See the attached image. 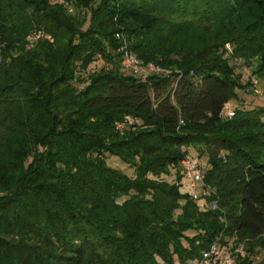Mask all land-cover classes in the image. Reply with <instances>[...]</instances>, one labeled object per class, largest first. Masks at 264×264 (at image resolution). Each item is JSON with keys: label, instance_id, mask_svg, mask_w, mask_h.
I'll return each mask as SVG.
<instances>
[{"label": "trees", "instance_id": "trees-1", "mask_svg": "<svg viewBox=\"0 0 264 264\" xmlns=\"http://www.w3.org/2000/svg\"><path fill=\"white\" fill-rule=\"evenodd\" d=\"M210 1L0 0V264H187L214 243L264 264V107L224 118L247 87L203 34ZM119 33L172 72L124 70ZM189 148L215 209L181 191Z\"/></svg>", "mask_w": 264, "mask_h": 264}, {"label": "rangeland", "instance_id": "rangeland-1", "mask_svg": "<svg viewBox=\"0 0 264 264\" xmlns=\"http://www.w3.org/2000/svg\"><path fill=\"white\" fill-rule=\"evenodd\" d=\"M210 2L212 10L217 14L209 19L207 26L209 32L206 33V29H203V34L212 36L217 34L229 40L224 50L228 52L229 56L235 58L237 73L242 76V82L247 87L244 91H238L239 98L237 100L233 99L226 105L223 113L224 118L229 117L236 108L264 107V67L261 70V75L254 74L262 64L264 65V15L254 6L252 0H214ZM219 6H223L222 8L225 10L218 9ZM203 28L205 27L203 26ZM119 34L130 47L127 37L124 34ZM141 62L144 63L142 60ZM101 66L102 62L97 61L90 67L87 75L99 70ZM171 72V70L162 69L160 74L167 75ZM248 81H251V84H248ZM125 121L128 124L134 122L130 117ZM188 156L197 161L203 169L207 166L208 157L200 155L194 148H189ZM108 164L129 176L134 175L133 169L123 165L117 158H109ZM204 202L208 203V200L205 198ZM225 250L231 251L228 247Z\"/></svg>", "mask_w": 264, "mask_h": 264}, {"label": "built area", "instance_id": "built-area-1", "mask_svg": "<svg viewBox=\"0 0 264 264\" xmlns=\"http://www.w3.org/2000/svg\"><path fill=\"white\" fill-rule=\"evenodd\" d=\"M117 38L121 41L118 52L122 56L121 66L124 70L132 72L134 75L142 78H146L152 74H160L162 69L155 64H144L135 57L127 46L126 40H124L120 34ZM124 126L118 125V129H122ZM182 169L184 174V182L182 187V193L190 196L192 200L198 203L201 210H208L209 208L215 209L216 203L208 205L204 202L206 190L204 188V171L197 161L190 156H186L182 161ZM226 247H221L219 243H214L206 250L202 257L198 260L189 261L187 264H236V254L244 257L245 253L241 249H237L235 252L226 251Z\"/></svg>", "mask_w": 264, "mask_h": 264}]
</instances>
